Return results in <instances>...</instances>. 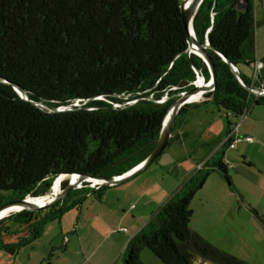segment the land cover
Returning a JSON list of instances; mask_svg holds the SVG:
<instances>
[{
	"label": "trees",
	"instance_id": "obj_1",
	"mask_svg": "<svg viewBox=\"0 0 264 264\" xmlns=\"http://www.w3.org/2000/svg\"><path fill=\"white\" fill-rule=\"evenodd\" d=\"M254 8V0H202L193 18L198 39L211 26L210 44L248 85L251 78L240 67L256 60ZM187 46L179 0H0V204L43 195L60 174H120L146 158L175 93L194 79L192 63L209 79L205 63L188 55ZM209 52L215 88L204 97L225 111L226 135L232 119L236 123L252 104H264V96L245 90L228 64ZM256 82H263L259 73ZM13 85L37 104L21 98ZM74 102L79 105L59 111L45 107ZM212 165L230 184L221 158ZM202 166L128 240L122 264H143V249L163 264H190L181 245L191 240L208 255L202 239L187 229L190 202L208 174ZM102 189L93 192L100 197ZM67 207L22 209L0 219V250L15 254Z\"/></svg>",
	"mask_w": 264,
	"mask_h": 264
},
{
	"label": "rangeland",
	"instance_id": "obj_2",
	"mask_svg": "<svg viewBox=\"0 0 264 264\" xmlns=\"http://www.w3.org/2000/svg\"><path fill=\"white\" fill-rule=\"evenodd\" d=\"M180 1L184 7L188 0ZM257 9L263 15L261 0H258ZM254 19L256 22V52L259 51V54L264 55V21L259 15L257 17L254 15ZM257 29L258 41L256 39ZM240 70L249 78L254 73L252 64L242 65ZM259 76L264 80V70L259 72ZM208 81L209 79L206 80L205 84ZM203 97L204 95L199 99ZM77 104L79 105V103ZM245 116L247 117V115ZM234 121L232 119L231 127L234 126ZM222 124L227 125L225 111L218 109L213 104L199 108L194 107V105L186 107L183 112L177 115L172 130L173 135L171 137L173 138L152 163L120 183L108 186H87L89 188L79 190L75 195H70L71 197L66 202L68 207L62 210L59 218L50 220L44 226L40 237L25 249L41 254V256L45 255L46 259H44L43 264H73L74 262H78L77 264H122L127 254L125 247L128 240L150 219L161 204L158 201L162 191L180 178L181 171L178 164H185L186 162V152L183 150L184 143H187V154L190 155V159L196 160L208 152L209 141L215 139ZM245 136L249 135L241 137ZM224 150L236 155V152L227 147ZM214 152L211 153L214 155V159L221 156V152ZM212 161L211 159L209 165L212 164ZM58 177L56 176L52 183ZM66 179L68 178L63 179L62 183ZM83 184V182L79 183L78 187ZM62 187L60 184V190ZM101 187L103 188L101 195L97 197L93 191ZM254 192L257 193V189ZM194 203L190 204L195 209L191 225L198 226L200 230L208 234L207 229L205 230L201 224L202 211ZM241 216H244L243 212H241ZM241 232L243 233V230ZM246 232L256 237L255 240L250 241V247L254 249L255 253H245V251L239 253V250L235 249L236 245H234L235 247L233 246L234 249L231 251L234 254L232 256L237 257L243 263L245 260L250 264H264V226L259 222L255 223L254 226L248 225ZM238 241L243 243V237H239ZM242 246L244 247V244ZM245 248L247 247L245 246ZM0 253L6 254L4 251ZM140 259L143 264H163L147 249L140 251ZM193 264L221 263L213 259L203 261L194 256Z\"/></svg>",
	"mask_w": 264,
	"mask_h": 264
},
{
	"label": "crops",
	"instance_id": "obj_3",
	"mask_svg": "<svg viewBox=\"0 0 264 264\" xmlns=\"http://www.w3.org/2000/svg\"><path fill=\"white\" fill-rule=\"evenodd\" d=\"M261 1L263 4V0ZM254 2L255 17L259 15L264 21V8L263 15H261L257 9L258 0H254ZM256 39L258 41V29ZM255 58L264 62V55L259 54V51L256 52ZM259 84L256 82V85ZM208 104H212L210 97H203L194 101L192 105L199 108ZM246 115L247 117L245 116L240 123L239 132L237 133L240 140L233 148L228 146L221 147L222 139L227 130V125L224 126L223 124L218 129L215 139L209 141L210 148L208 152L196 160L190 159V155L187 154V143H184L183 150L186 152V162L185 164H178L181 176L171 186H167L159 198L158 203H162L172 192L178 189L184 179L186 180L202 164L203 169L208 171L203 184L194 193L190 202V204L195 202L194 205L196 204L200 207L203 215L201 224L205 230L207 229L208 234L200 230L198 226L191 225L195 215V209L191 206L192 215L187 229L191 235L200 237L210 252L205 256L200 254V252L193 248L195 246L193 240L187 243V245L182 244L181 249L189 255L190 264H193L194 256L201 258L203 261L210 259L217 260L221 264H225L226 262L230 264H250V262L245 260H243V263L237 257L232 256L234 254L231 251H233L234 245H236L235 249L239 250V253L243 251L245 253H255L254 249L250 247V241L255 240L256 237L246 232V228L248 225L254 226L258 222L264 226L262 219L264 217V104H252ZM243 135H249L252 137V141L241 137ZM217 137L219 138L217 139ZM225 147L236 152V155L235 153L225 151ZM212 152H221V156L214 159V155L211 154ZM219 158H221L226 166L227 174L230 177V184L222 178L216 167L212 165ZM211 159L213 161L209 165ZM172 187L174 188L171 191ZM256 189L257 193L254 192ZM241 212L244 213L243 217L241 216ZM242 230L243 233L241 232ZM239 237H243V243L238 241ZM242 244L247 248L244 249ZM28 245L19 248L15 254L0 250V252L4 251L6 253L4 255L0 253V264H43L44 259H46L45 255L41 256V254L27 251L25 248ZM77 263L74 262L73 264Z\"/></svg>",
	"mask_w": 264,
	"mask_h": 264
},
{
	"label": "water",
	"instance_id": "obj_4",
	"mask_svg": "<svg viewBox=\"0 0 264 264\" xmlns=\"http://www.w3.org/2000/svg\"><path fill=\"white\" fill-rule=\"evenodd\" d=\"M201 2H202V0H191L190 3H188L187 5L182 7L181 1L179 0V8H180V13H181V20H182L184 30L186 33V40L188 43V46L186 49L187 54L189 55L191 53V46L196 45L197 47H199L202 50L201 55L203 56V60L206 58L207 63L209 65V70L211 73V84L212 85L210 88L207 89V91H205L203 93V95L207 92L213 91L215 88L216 72H215L214 62H213V59H212L211 54L209 52V49L212 50L215 54H217L223 61H225L228 64L230 72L233 74L234 78L238 81V83H240V85L245 90L250 91L249 85L243 81L237 66L235 64L231 63L221 52H219L213 45L210 44V42L208 40L207 33L209 32L211 26H209L207 28V30L205 31V33H204L205 38L203 35L202 40H199L197 35H196V32H194L193 24L191 22V17L196 15ZM190 10H191V12H190ZM211 17H213V13L211 14ZM200 58H201V56H200ZM200 58H199V69L201 68V65H202ZM192 69L194 71V79L188 84V86L185 89L175 93V95H174L175 99L172 102V104L170 105V107L168 108V110H167V112H166V114L163 117V120L161 122V127H160V131H159L157 141H156L153 149L151 150V152L141 162H139L138 164H136L135 166H133L129 170H127L123 173H120V174H106V173H94V174L71 173V174H66L67 176H70V178L66 179L65 185L62 187L63 194L59 197L58 200H56L55 202L50 203V204L36 205L33 202V198H35L36 196L31 195V194L11 197V198L7 199L6 201H4L0 204V219H3L4 217L8 216L6 214V212L4 211V209L7 206H9L11 203L17 204V206H18L17 210L18 211L22 210V209L31 210V211L55 209V208H59V207L63 206L67 202L72 191L75 188H78L77 187L78 183H80L85 178H105V179H108L110 181H107V182H104L101 184H96V185H92V184H89L88 182H85L82 186H89V187L108 186L111 184L113 185V184L120 183V182L134 176L139 171H142L145 167H147L150 163H152L161 154V152L163 151L165 146L168 144L169 139H170L171 134H172V130L174 127L176 117H177L180 109L183 107V105L186 103H189V102L196 101V100H189L188 98L202 86L205 78H204L203 73H201L200 76L197 75V73L194 69L193 63H192ZM0 80H2V79L0 78ZM2 81H5V80H2ZM13 88L21 98L28 100L34 104H37L36 102H33L32 100H30L28 98L27 94L22 89L18 88L15 85H13ZM262 95L264 96V94H262ZM165 99L166 98L163 97L158 102L161 103V102L165 101ZM134 102H135V100H131V101L125 102V104L130 105ZM76 105H78V104L77 103H71L67 106H61V107H48V106H45V107L48 108L49 111H59V110H64V109H70L71 106H76ZM60 175H64V174H60ZM60 175H58V176H60ZM72 176H75V177L72 178Z\"/></svg>",
	"mask_w": 264,
	"mask_h": 264
},
{
	"label": "bare ground",
	"instance_id": "obj_5",
	"mask_svg": "<svg viewBox=\"0 0 264 264\" xmlns=\"http://www.w3.org/2000/svg\"><path fill=\"white\" fill-rule=\"evenodd\" d=\"M191 0H188L186 5L188 3H190ZM191 12V10H190ZM193 17H191V22L193 24ZM191 53H194L196 54L197 56H201V59L202 61L205 63L206 67H207V70H208V73H209V81L206 83V80H204L202 86L197 90L195 91L188 99L189 100H199L200 97L203 96V93L205 91H207L208 88L211 87V73H210V70H209V65L207 63V60L206 58L203 60V56L201 55L202 54V50L197 47L196 45H193L191 46ZM197 75H201V72L197 69H195ZM75 177V176H72V178ZM65 178H70V176H67L66 174L64 175H60L58 178H56L54 180V182L52 183L49 191L43 195H39V196H36L35 198H33V202L36 204V205H44V204H50V203H53L55 202L56 200L59 199V197L63 194V190L61 188L60 190V184H62V181L63 179ZM83 180H88V181H83ZM81 182L85 183V182H88L89 184L93 183L92 185H96V184H101V183H104V182H107V181H110L108 179H105V178H85L83 179ZM80 182V183H81ZM91 182V183H90ZM79 186V183L77 185V187ZM17 204L16 203H11L9 206H7L4 211L6 212L7 215L11 214L12 212H15V211H18L17 210Z\"/></svg>",
	"mask_w": 264,
	"mask_h": 264
},
{
	"label": "built area",
	"instance_id": "obj_6",
	"mask_svg": "<svg viewBox=\"0 0 264 264\" xmlns=\"http://www.w3.org/2000/svg\"><path fill=\"white\" fill-rule=\"evenodd\" d=\"M264 68V62L260 61V60H255L254 64H253V70L254 73L251 77V82L249 84L250 87V91L249 93L253 94L254 96H263L262 94H264V86H263V82H260L259 85H256L255 80L257 78V75L259 73V71L261 69ZM119 104L114 103L113 106L117 107ZM245 118V113L241 114L237 120V122L234 124V126L230 129V131L224 136V138L222 139L221 144L224 141H227L229 139H231L230 143H229V147L233 148L235 147L236 143L240 140V138L237 136V133L239 132V126H240V122L243 121V119ZM172 135V134H171ZM244 139L248 140V141H252V138L249 136H245L243 137Z\"/></svg>",
	"mask_w": 264,
	"mask_h": 264
}]
</instances>
